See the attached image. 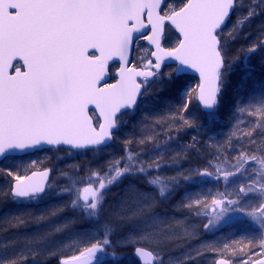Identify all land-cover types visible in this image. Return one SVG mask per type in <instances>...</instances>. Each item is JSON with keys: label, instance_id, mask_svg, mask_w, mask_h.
Instances as JSON below:
<instances>
[{"label": "snow or ice", "instance_id": "obj_1", "mask_svg": "<svg viewBox=\"0 0 264 264\" xmlns=\"http://www.w3.org/2000/svg\"><path fill=\"white\" fill-rule=\"evenodd\" d=\"M240 6L239 0H0V158L6 160L46 145L66 146L69 151H101L117 138L125 118L148 103L154 86L159 91L182 94L183 103L172 112L177 127L195 126L202 117L214 121L239 59L231 57L230 43L244 24L260 14L257 9L264 6V0H252L226 31ZM169 33H175V41L166 46ZM141 41L150 47L143 48L144 55H134ZM258 50L264 53V30L244 52L245 62ZM190 72L198 74L194 86L188 83ZM250 76L251 72L247 73L246 79ZM254 91L259 95L237 99L234 107L238 113L247 112L261 120L258 126H264V82ZM194 98L200 102L201 111L185 116ZM253 131L245 135L251 137ZM155 140V136H148L139 143ZM131 143L125 141L127 155L111 160L106 169H88L87 174L79 175L81 170L76 168L77 176L68 177L67 186L55 193L66 195L68 202L36 220L47 221L66 210L78 212V217L52 224L45 232L28 238L27 244L43 246L49 237L70 232L82 223L88 228L61 246L73 254L58 256L59 264H120L122 254L117 247H132L138 264H165L164 249L193 235L187 228L184 237L177 235L171 228L180 221L169 224L155 211L160 198L171 195L181 180L208 177L232 186L239 183L232 178L244 177L252 168L236 195L246 199L256 193L264 198V153L257 155L245 149L227 168L217 165L214 171L190 170L165 181L159 175V169L166 166L159 162L162 145H156L157 158L146 163L139 153L128 149ZM250 143L255 144V140ZM153 172L157 174L153 176ZM0 173L10 178L0 193L6 202L31 203L53 192L48 169L25 175L0 168ZM135 179L143 180L145 186L129 182L116 194L115 207L106 208L112 189ZM230 196L220 192L211 204L207 198L189 197L180 207L194 210L197 216L203 209L207 218L203 228L211 231L230 213L244 212L241 200ZM246 214L257 223L259 240H248L239 255L228 257L223 252L229 244L223 249L208 245L219 253L215 264H264V202ZM4 222L10 228L27 223L16 213ZM120 225H130V235L125 243L114 245L111 237ZM14 243L4 245L0 264H21L26 259L22 253L8 255ZM48 251L57 256L60 249ZM232 253H236L235 248ZM202 254L196 249L176 264H195ZM36 255L33 249V259Z\"/></svg>", "mask_w": 264, "mask_h": 264}, {"label": "rangeland", "instance_id": "obj_2", "mask_svg": "<svg viewBox=\"0 0 264 264\" xmlns=\"http://www.w3.org/2000/svg\"><path fill=\"white\" fill-rule=\"evenodd\" d=\"M256 2L259 3V0H256ZM240 5L241 6L237 8V17H242L245 12L244 9L246 5L243 2H240ZM261 8H264V6ZM234 21L235 19L229 21L226 25V31L231 29ZM244 30L245 27H242L238 32L237 39L230 43L231 56L235 51L241 50L240 44H242L246 38V35H243ZM166 38L167 46L174 44V33L167 34ZM242 67L250 68L249 60L245 62V59L243 58ZM195 84L196 83H192L191 86H194ZM158 94V87L154 86L148 98V103L143 106L142 110L125 118L126 123H124L119 130L117 138L114 139L108 147L106 146L101 151L86 150L73 152L71 150L69 151L67 149L54 147L50 149H43V151H38L32 153V155H27L22 158L11 157L0 161V168H12L20 174L25 175L33 171H43L44 169H49L52 174L50 182L53 184V192L49 196L31 203L23 202L15 204L6 202L5 198L0 195V255L3 254L4 245L9 241H16V243H14L8 250V255L10 257L15 256L18 253H22L26 257L25 260L21 261V264H37L53 258L58 260V256L60 255H72L73 252L70 249L62 248L61 246L71 243L80 230L87 229L88 226L86 224L77 223L76 228L72 231L66 232L62 235L57 234L49 237L43 246L28 245L27 239L39 233L45 232L54 223H60L61 221L68 220L74 216L78 217V212L66 210L57 217L51 218L47 221H41L39 223L36 218H38L41 214H48L50 210L68 202L69 198L66 195L57 196L55 193L58 192L60 188L67 186L69 182L68 177L75 178L77 176L76 168L81 170L79 175H85L87 174L88 169H106L111 160L125 157L127 155L125 152L126 140L132 141L131 144L127 145L130 150V147L140 146L141 143H139V141L142 138L155 136L156 139H162L157 143L163 147V150L159 152V156L162 158L159 162L166 165L159 169V175L162 179L167 180V178L178 176L180 173L188 174L190 170H195L187 167L181 172L178 170L177 164L172 162L176 158L184 161L186 154L190 151V148H192L190 145L194 144L192 141L196 138H190L192 143L183 140L186 136H191L187 134L188 129L184 126L177 127L173 124L172 112H174V109L170 107V105L161 97H158ZM161 117L164 119L161 120L160 123H157ZM248 117L252 118L253 116H249L247 112L238 113L236 111L234 113L233 129L236 128L234 131V140L236 141L233 140V142H235L236 145L233 143L231 144V140L229 141L227 138L224 139V136L214 134L211 129H205V131L201 132L198 139L201 140L210 150L209 152L212 158L217 157L224 146H228L229 150H231V148L235 145L237 146V150L242 151L250 145H255L250 143L253 135L251 137L245 135V133L252 130L253 126L252 124H248L247 127L244 124V121H246ZM169 125H172L171 128ZM248 128L251 129L248 131ZM169 137H171V140H169ZM180 139H182V141ZM139 154L140 159L144 160L146 163H152V161L157 158L156 150L148 155H143L142 152ZM235 157L236 156L232 154H229L226 157L223 156L217 160V162L212 163V165L215 167L220 165L221 167L227 168L229 164H234L236 162ZM208 159H210L209 163H211V158ZM33 161H36L35 165H33ZM224 161H227V163H224ZM208 170L213 171L212 169L210 170V168H208ZM195 171L199 170L196 169ZM62 173H67V176L62 175ZM251 174L252 168L245 173L244 177L236 176L232 178L239 182L232 186H228L224 182L218 183L208 177H201L195 181H204L202 184H206L197 188L199 190L195 192L189 191L186 195H184L183 202H185L189 197L192 199L200 198L202 200L207 198V203L211 204L212 198L217 197L220 192L230 193V198L241 200V206L243 207L244 212L230 213L225 220L221 221L216 229L211 231H205L203 228V224L207 222V218L203 215V209H201L202 214L197 216L195 215L194 210H188L186 208L181 209V201L177 198L176 201L178 202L176 204L174 201L175 198L167 194L166 197L160 198L155 211L161 219L169 224L176 220L180 221L179 224H173L171 230L175 231L177 235L182 237H184L185 228L193 234L191 236L184 237L180 241L170 243L164 249L162 254L165 256V264H176V262L183 260L189 252H193L196 249H199L203 254L195 261V264H213L219 253L211 251V249L207 247L208 245L218 249H223L224 244H229L230 248L228 250H224L223 255L225 257L230 255H239L240 248L237 247L238 245L236 244L234 238L231 237L234 232H231L229 235L227 234L228 230H231L233 226L245 225L247 233L252 231V233L258 232L260 234L257 230V223H254L252 217L246 213H251L261 202H264V198L259 197L256 193L250 195L246 199L236 195L240 183H244L247 176ZM9 179L10 178H8L5 173H0V193L7 188V182ZM129 182L139 184L142 188L145 186L143 180L141 179L126 180L124 184L117 188H113L108 194L106 208L112 209L115 207L118 201V196L116 194L121 192L125 185ZM167 201H169V203ZM170 211H173L174 213H171ZM217 211H219V209H217ZM14 213L23 215L27 223L19 228H10L4 221L7 217ZM255 215L259 216V213L256 212ZM130 227V225L117 226L114 231L115 233L111 237L114 245L125 243L126 238L130 235ZM260 235L256 237L257 241L259 240ZM233 248L236 249L235 254L232 253ZM33 249L37 251L35 259H33L32 256ZM49 249L52 251L60 249V251L57 253V256H51L48 251ZM116 250L118 253L122 254L120 257V264H134L132 260L136 259L133 257L132 247H117ZM245 251H248V248Z\"/></svg>", "mask_w": 264, "mask_h": 264}, {"label": "trees", "instance_id": "obj_3", "mask_svg": "<svg viewBox=\"0 0 264 264\" xmlns=\"http://www.w3.org/2000/svg\"><path fill=\"white\" fill-rule=\"evenodd\" d=\"M239 2H243L246 6L244 11L246 10V7H249L252 4V0H239ZM237 11L236 15L232 18H237ZM257 11L260 13L253 17L250 22L244 24L242 27H245V30L243 32V35H246L245 40L240 44L241 50L235 51L234 54L231 56L233 59H236L239 57L237 62L234 64L232 73H231V83L229 84V87L225 93L224 101L222 102L220 108L218 109L216 113V119L212 122H208L206 117H202L201 121L197 122L195 126L186 127L187 134L191 135L190 137L186 136L183 140L189 143L191 142L190 138L195 137L194 141H192L194 144H191L190 151L186 154V158L184 161H181L180 159H175L174 163L177 164V168L179 171H183L185 168H192L197 169L199 171H202L204 169L210 168L213 171L215 170V166L212 165V163L217 162L221 157L228 156L229 154H232L234 156H237L240 152L237 150V146H235V142H233L235 137V129H233V119H234V113L236 112L234 105L237 102V99L240 101L246 100L249 95H256L258 96V91H254L259 88V85L261 82H264V53L261 51H257L256 53L251 54L247 60H249V67H242V61L244 52H246V49L248 46H250L253 42L257 41L259 38H261V32L264 30V8L257 9ZM237 44V43H236ZM233 45V44H232ZM243 50V51H242ZM251 72V76L246 79V74ZM190 77V76H189ZM189 85L191 86L192 83H198L194 77H190L188 81ZM158 97H161L165 102H167L170 107L174 109V111L179 107L180 104L183 103L182 94H178L175 92H169L167 90L165 91H159L158 89ZM200 108L196 102V99L194 98L189 106L188 112L184 113L185 116L189 115H195L200 113ZM182 124V122H180ZM244 124L248 127V124H252V129H255L253 131L252 139L255 140V145L249 146L247 148L250 152H255L257 155H260L261 153H264V126H258L262 125V121L258 120L256 117H248L246 121H244ZM251 127V126H249ZM205 129H211L214 134H220L224 136V139L231 140V144H235L231 150H229L228 146H224L222 151L217 155V157L212 158L210 156V150L206 147L205 144L201 140L198 139V136H200V133L205 131ZM251 129V128H250ZM248 128V131L250 130ZM176 136V134H175ZM233 138V139H232ZM162 139H156L153 143H144L140 144V146L136 147H130V151L133 153H143V155H148L149 153H152L156 149V144ZM182 141V139H180ZM227 140V141H228ZM236 141V140H234ZM191 142V143H192ZM108 147V146H107ZM242 150V149H241ZM208 158H211V163H209ZM250 169V168H249ZM157 173H152V175H156ZM177 174V173H176ZM165 177V176H164ZM165 180V179H164ZM166 181V180H165ZM204 181H195V180H189L184 181L181 180V182L176 186L175 190L171 193V197L175 198V204L178 202L176 201V198L181 201V203L184 200V195H186L189 191H197L200 186H204L205 184H202ZM177 192V193H175ZM158 195V193H156ZM170 197V198H171ZM173 198V199H174ZM169 203V201H167ZM184 209V208H181ZM171 213L173 211H170ZM174 213V212H173ZM117 228V227H116ZM115 228V229H116ZM231 232L234 234L231 235L232 238H234L235 242L238 246V248H241L245 246L250 239L257 240V236L260 235L258 232H248L245 229V225H238L233 226L231 230H228L227 234H231ZM115 233V232H114ZM247 248H245L246 250ZM249 250V249H248ZM132 253V252H131ZM131 255V254H130ZM128 261V260H126ZM134 264H138L136 260H132ZM37 264H59V261L56 258L48 259V261H43L41 263Z\"/></svg>", "mask_w": 264, "mask_h": 264}, {"label": "water", "instance_id": "obj_4", "mask_svg": "<svg viewBox=\"0 0 264 264\" xmlns=\"http://www.w3.org/2000/svg\"><path fill=\"white\" fill-rule=\"evenodd\" d=\"M189 76H193V77H195L196 78V80H198V74H195V73H189L188 74ZM196 102L198 103V105H199V107H200V109H201V105H200V102L198 101V100H196ZM112 142V141H111ZM111 142H109V143H111ZM49 148H54V147H50V146H44V148L43 149H49ZM61 148H63V149H65L66 148V146H61ZM43 149H36V150H31L30 152H21V153H16V154H14L13 156H15V157H21L22 155H27V154H32V152H35V151H41V150H43ZM67 149V148H66ZM72 151H74V152H76V151H84V150H76V149H72ZM0 160H3V158H0ZM45 170V169H44ZM49 170V169H48ZM50 171V170H49ZM33 172H39V171H33ZM32 173V172H31ZM31 173H28V174H26V175H31ZM51 174H50V176H49V181H50V178H51ZM133 256L134 257H136L135 255H134V253H133ZM137 259V258H136ZM213 264H215V261L213 262Z\"/></svg>", "mask_w": 264, "mask_h": 264}, {"label": "flooded vegetation", "instance_id": "obj_5", "mask_svg": "<svg viewBox=\"0 0 264 264\" xmlns=\"http://www.w3.org/2000/svg\"><path fill=\"white\" fill-rule=\"evenodd\" d=\"M174 34H175V33H174ZM164 43H165V45L167 46V38L165 39ZM140 45H141V47H140V49L138 50V53H134V55H136V54H138V55H144L143 48H145V47H150L146 41H141V42H140ZM22 157H24V156H21V157H19V158H22Z\"/></svg>", "mask_w": 264, "mask_h": 264}]
</instances>
